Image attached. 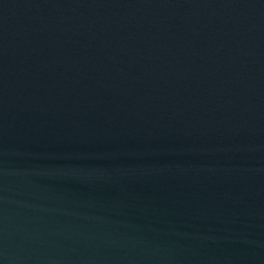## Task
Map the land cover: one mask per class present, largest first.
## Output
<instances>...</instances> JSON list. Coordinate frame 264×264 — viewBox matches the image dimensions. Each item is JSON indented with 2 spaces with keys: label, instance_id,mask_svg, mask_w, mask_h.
<instances>
[{
  "label": "water",
  "instance_id": "1",
  "mask_svg": "<svg viewBox=\"0 0 264 264\" xmlns=\"http://www.w3.org/2000/svg\"><path fill=\"white\" fill-rule=\"evenodd\" d=\"M0 264H264V0H0Z\"/></svg>",
  "mask_w": 264,
  "mask_h": 264
}]
</instances>
